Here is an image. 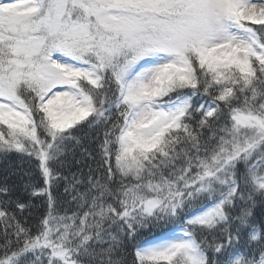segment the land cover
Here are the masks:
<instances>
[{"label": "snow or ice", "instance_id": "6c2138e0", "mask_svg": "<svg viewBox=\"0 0 264 264\" xmlns=\"http://www.w3.org/2000/svg\"><path fill=\"white\" fill-rule=\"evenodd\" d=\"M0 166V264H264V0H0Z\"/></svg>", "mask_w": 264, "mask_h": 264}, {"label": "trees", "instance_id": "16d2710c", "mask_svg": "<svg viewBox=\"0 0 264 264\" xmlns=\"http://www.w3.org/2000/svg\"><path fill=\"white\" fill-rule=\"evenodd\" d=\"M14 159H15V157H14ZM0 167H2V166H0ZM0 178H2V176H0ZM37 203H39V201H37Z\"/></svg>", "mask_w": 264, "mask_h": 264}]
</instances>
